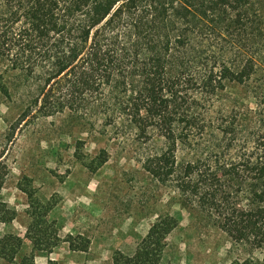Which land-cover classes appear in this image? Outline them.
<instances>
[{
    "label": "trees",
    "instance_id": "1",
    "mask_svg": "<svg viewBox=\"0 0 264 264\" xmlns=\"http://www.w3.org/2000/svg\"><path fill=\"white\" fill-rule=\"evenodd\" d=\"M263 57L264 0H0L1 91L25 103L16 125L65 115L92 132L133 135L152 181L244 253L230 264H264ZM233 86L248 89L254 110L230 100ZM6 178L0 162V193ZM26 194L25 236L0 235V264H34L19 256L24 239L36 252L61 243L51 206ZM15 219L0 198V225ZM176 227L159 218L113 264H160Z\"/></svg>",
    "mask_w": 264,
    "mask_h": 264
},
{
    "label": "rangeland",
    "instance_id": "2",
    "mask_svg": "<svg viewBox=\"0 0 264 264\" xmlns=\"http://www.w3.org/2000/svg\"><path fill=\"white\" fill-rule=\"evenodd\" d=\"M256 82L264 84V57ZM4 83L9 86L6 78L0 81V162L7 178L0 198L16 219L0 225V235L24 238L30 222L27 192L51 206L47 220L61 240L46 253L34 251L24 239L20 257L34 264L126 263L150 227L167 216L177 227L163 243L160 264H230L245 257L213 218L152 181L138 163L147 151L133 143V135L103 133L99 127L92 132L65 115H34L17 126L25 103L5 98ZM227 94L254 110L248 89L233 86ZM241 112H247L245 107ZM154 142L161 147L163 141L156 135ZM100 158L105 159L102 165ZM68 238L85 251L71 250Z\"/></svg>",
    "mask_w": 264,
    "mask_h": 264
}]
</instances>
